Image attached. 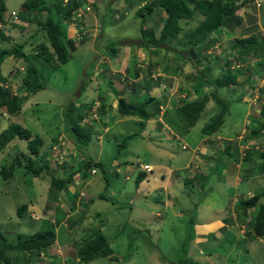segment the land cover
<instances>
[{
  "label": "rangeland",
  "instance_id": "1",
  "mask_svg": "<svg viewBox=\"0 0 264 264\" xmlns=\"http://www.w3.org/2000/svg\"><path fill=\"white\" fill-rule=\"evenodd\" d=\"M24 1L5 0L6 15H10L11 11L20 12ZM128 1V4L125 3ZM146 1L120 0L117 4V0H107L106 7H99L104 4L99 5L98 1L96 11L83 6L82 10L87 14H91L92 10L95 14L98 12L97 18L86 19V14L83 16L82 12L81 17L77 16V21L68 22L67 31L68 27L77 29L76 33H69L76 43L75 51L70 55L69 61L56 70L37 56L40 51L38 46L41 43L49 46V43L44 38L43 31L29 36L30 33L33 34L36 25L15 20L19 25L12 26V30L0 29V49L25 42L23 52L37 66L45 86L43 90L29 95L28 99L24 100L22 110L17 116H7L0 108V132L11 123H17L29 129L33 135L40 136L44 140L40 152L45 153L52 170L58 168L57 175L62 179L63 170L58 165H65L67 160L69 168H66L64 173H78L82 164L79 166L76 161H79L80 156L84 157L78 156L74 145L64 134V113L71 104H80L81 109L83 106H90V110L83 109V125L91 128L93 132L84 155L101 162L104 168V171L96 169L95 176H92L94 174L90 169L83 170L81 175L76 174L78 179L81 176L83 181L75 180L74 183L73 180L72 184H67V194L50 188L47 174L26 177L21 169H18L11 179L0 181V233L8 241L14 242L19 235L26 238L35 232L52 228L55 229L56 235L55 243L46 252H42L40 258L30 259L10 252L12 264H72L75 260L71 258V253L77 250L76 243L95 232L103 234L113 255L108 258H96L88 264H264V238H255L248 223L252 219L253 211L249 210L247 221L242 222V211L238 205V201L264 192V173L257 171L261 162L259 150L264 149V134L256 139L249 135L250 129L257 125L251 119L262 121L259 119V112L264 104V69L261 70L260 66L264 57L246 58L252 59L251 64L248 68L241 69L243 66L240 63L239 70L243 71L237 75V85L217 91L218 96L229 103V112L220 131L209 139L203 136L200 130L219 111L214 100L207 103L201 121L189 134L183 138L177 135L176 140L172 142L163 136L168 134L172 138L171 135L176 132L174 123L171 125L166 119L163 120L164 116L162 118L161 114L150 122L138 117L132 118L134 122H125V118L115 112L118 88L122 90L123 87L125 89L133 86L135 91L148 93L154 87L158 94L175 91L174 94H168L165 105H161V112L178 106V101L172 99L170 104L169 99L177 97L182 86L186 88L181 93L185 96L184 101L199 98L193 95L196 90L199 96L212 92V87H198L195 82L193 87L189 86L185 77L196 79L200 73L213 79L221 76L225 59L234 60L237 57L235 50L231 48L235 39L257 36L263 44L264 3L259 30H253L259 20H247V11L244 15L238 14V10L243 7L250 9L248 2L234 14L236 18L247 20L239 23L238 34L237 29L232 34L235 28L231 25L228 27L227 21L225 27L228 28L225 33L228 34H223L222 29L221 33H212L203 42H212L213 45L218 43L217 45L205 52L197 49L198 53L193 50L186 52L184 48L186 55L177 63L180 67L176 69L175 55L168 54L169 57L163 58V51L155 52L153 49L154 51L149 53L136 49V45L142 43L141 26L152 28L156 31V36H159L166 18L160 8H156L144 21L136 18L134 12L145 5ZM243 1L245 0H237L236 4L239 5ZM131 4L136 5L133 8ZM86 8H89L88 11ZM109 10H116L126 16L121 19L120 14L110 13ZM161 18L163 20L159 22ZM202 19L201 15L196 14L188 21H180L183 28L178 36L180 46L185 40L184 34L192 31ZM85 20L89 29L78 34L80 25L84 24ZM19 26L24 28L20 29ZM176 44L174 40L172 46L176 47ZM111 50H115L118 56L113 55ZM159 56L162 57V64L166 59L173 78L179 82L178 86L174 85L173 89L168 91L164 86L167 84L171 88L173 79L168 78L164 83L163 79L160 81ZM237 64L233 61V70ZM121 65L130 66V72L122 79H115L120 83L117 86L113 84L111 75L117 71L125 73L118 70ZM26 66L27 63L23 59L14 56L4 59L1 63L0 79H5L3 85L10 95L16 93L15 95L22 98L28 94L20 88ZM148 66H156L153 70H157L156 74L149 75ZM97 72H104L107 76L104 73L98 75ZM248 73L253 75V79L246 83ZM119 95L132 103L148 99L147 95L141 98ZM159 123L163 128H159ZM110 125H113L111 130L108 129ZM120 132H126V135L134 133L136 136L127 139V147L120 148L119 155H116L114 139ZM118 140L121 142L122 139ZM208 140H214L215 143L212 144ZM16 144L18 147L14 149ZM227 146L231 152L230 157L223 155ZM25 148L26 143L23 141L10 143L0 154V167L8 163L17 151H26ZM56 153H61V156H54ZM74 155L77 157L73 158ZM218 156L223 157L217 162ZM121 161L127 163L123 165L125 168L117 171L118 176L112 165L121 164ZM139 172L145 176L135 187ZM105 179L111 181L107 189ZM87 180H90L88 185L85 184ZM186 180L192 182L185 185ZM68 192L79 193V198L84 195L86 197L88 193V206L81 209L76 204L75 209L79 208L74 212L72 204L76 200L73 193ZM99 193L113 199L101 200ZM22 206L26 208L19 216L17 210ZM64 206L67 207L68 214H71L66 223L63 222L65 216L62 214ZM231 218L233 225L227 222L231 221ZM209 246L211 250H208Z\"/></svg>",
  "mask_w": 264,
  "mask_h": 264
},
{
  "label": "trees",
  "instance_id": "2",
  "mask_svg": "<svg viewBox=\"0 0 264 264\" xmlns=\"http://www.w3.org/2000/svg\"><path fill=\"white\" fill-rule=\"evenodd\" d=\"M236 1L237 0H147L145 5L137 8L134 12L136 18L144 21L152 15L156 8L163 10L166 18L163 21L159 36L155 35L154 30L141 26L140 33L142 43L139 46L145 49H154L155 52L160 49L159 46L161 45H167L168 47L172 46L173 41L179 39V33L183 29L180 26V21H188L198 14L201 15L203 19L192 31L184 34L185 40L181 42V46L185 45L184 48H186V52H192L196 47L203 45V42L210 37L212 33L219 31L228 20L233 18L236 11L242 5L248 3L247 0H245L243 3L237 5ZM86 4V0H25L21 4V10L17 13L18 20L21 23L36 25L33 34L30 33L29 36L36 35L40 31L44 32V38L48 40L49 46L41 43L38 46L40 51L37 53V56L41 57L44 63L49 64L53 70L58 69L61 65H65L69 61L70 55L75 51L76 43L74 39L68 37L67 23L72 21L78 13L80 15L79 17H81L82 14L80 13L83 12L82 8ZM125 16L126 15L122 14L120 18L123 19ZM0 23L4 27H8L7 29L9 30H12V26L19 25L12 22L10 15H6L5 0H0ZM19 28L23 29L24 27L19 26ZM259 39L260 38L257 36L235 39L231 48L235 50L237 57H235L234 60H229L230 58H228V60L225 59L224 72L221 76L213 79L202 73L198 74L194 80L195 83L198 84V87L204 85L212 87V92L203 93L201 96L197 93L196 95L199 98L196 100L180 101L175 109L165 110L162 113V108L160 107L161 105H165V100L160 101L153 97H148V99L142 102L132 103L126 101L124 97H119L117 99L116 112L119 116L138 117L145 122L151 121L161 114L162 118L164 116L163 120L166 119L171 125L174 123L173 128L176 129V132H174L172 136L176 137L179 135L180 138H183V136L189 134L192 128L201 121L207 103L210 100H214L218 104L219 111L203 125L200 132L203 136L207 137L216 135L224 125L225 116L229 112V103L220 98L217 91L223 88L230 89L237 85V75L242 73L243 70L239 69L243 67L233 70L234 68H231L233 61L243 64L249 56L260 58L261 54H264V43L261 44ZM24 43L25 42L17 44L11 48L0 49V65L4 59L11 56L17 59H23L27 63L25 73L21 78L22 83L20 86L22 91L24 90L28 93L24 97H18L15 95L16 93L10 95L9 90L3 85L5 79H0V108L7 116H17L22 110L24 100L28 99L29 95H34L45 88L37 66L23 52ZM111 53L113 55H118L115 50H111ZM261 61L262 66H260V68L263 69L264 61ZM151 72L152 70L148 71L149 75H151ZM100 74H102V72H99L98 75ZM251 79H253V75L248 73L246 83ZM68 107L70 108H67V111L64 113V134L67 140L74 145L78 156L82 155L85 157L80 156L83 159V163L78 169V173L81 175L83 170L89 169H102L104 171L101 162L91 160L84 155L93 134L91 128L83 125L87 107L83 106L85 111L81 109L80 104L79 106L71 104ZM87 109L90 110L89 107ZM211 112L214 113L212 108ZM259 116V119H262V121H254V119H251L257 125L250 129L249 135L255 139L264 134V104L260 107ZM158 126L159 128H163L161 123H159ZM135 136L136 134L134 133L126 135L121 142L116 145L117 152L120 148H126L127 139H131ZM16 140L26 143V151H17L8 163L0 167V181H8L13 177L16 170L21 169L23 176L26 177H39L47 174V176H49L48 181L50 188L59 193L65 190L67 184H72L73 177L78 173H75V171L69 172V174L64 173V170L69 168L66 164L67 160L65 161V165H58L63 170L62 173L64 177L61 179L57 175L59 172V170H57L58 168L52 170L49 166L47 156L45 153L40 152L44 140L38 135H33L29 129L24 128L20 124L11 123L6 129L0 132V154L3 153L10 143H14ZM209 141L212 144L215 143L214 140ZM17 147L18 144H16L14 149H17ZM246 150H248V148ZM259 151V159L261 162L258 165L257 171L262 174L264 173V149ZM223 152V155H226V157L231 156L228 146ZM61 153H58V156H61ZM222 157L223 156H218L217 162L220 161ZM115 174L118 175L117 172H115ZM144 176V173H138L135 179V187L144 179ZM190 182L192 181L186 180L185 185ZM110 183L111 181L105 179V189L109 187ZM77 196L78 194L76 193L75 198ZM98 197L101 200H111L110 197H106L103 193H100ZM262 197L264 198V192L238 201L239 208H241L242 211V222L247 221L249 216L247 213L249 210L253 211V215H251L252 219H250L248 223L251 225L252 235L260 239L264 238V201L261 202ZM82 198L83 197L79 198L80 204L83 203ZM84 205L87 206L88 203H84ZM25 208V206L18 208L17 214L21 216ZM62 210V214L64 216L67 215L64 222H67V219H69L71 215L68 214L67 210ZM227 222L233 225L232 218L231 221ZM51 225L53 226V224ZM54 231L55 229L53 230L52 228L51 230L43 232H35L26 238L19 235L14 242L8 241L7 238L0 233V264H12V259L9 255L10 252L27 256L30 259L34 257L40 258L42 252H46V250L55 243L56 235ZM76 245H78V248L75 252L71 253V258H74L75 261L78 260L79 264H88L96 258H108L113 255L112 249L109 247L101 232H95L92 235L89 234L85 239L81 238L80 243H76ZM75 261L73 263H75ZM179 264L185 263L181 262ZM191 264L195 263L193 262Z\"/></svg>",
  "mask_w": 264,
  "mask_h": 264
},
{
  "label": "crops",
  "instance_id": "3",
  "mask_svg": "<svg viewBox=\"0 0 264 264\" xmlns=\"http://www.w3.org/2000/svg\"><path fill=\"white\" fill-rule=\"evenodd\" d=\"M98 1H99V5L100 4H104V5H100L99 7H106L107 5H105V3H107V0H86V2H87V4L85 5V7H91L92 9H95V11H96V5H98ZM106 1V2H105ZM119 1L120 0H117V4L119 3ZM135 1H137V0H135ZM143 1V0H142ZM130 1H128V2H125V3H129ZM139 2V1H138ZM147 2V1H146ZM145 2V3H146ZM247 2H250V9L249 8H246V7H243V8H241L240 10H238V14H241V15H244L245 14V12L247 11V13H248V17H247V20H259V22L258 23H256V26H254V28H253V30H259L261 27H260V22H261V20H260V15L262 14V11H261V9H262V7H263V3H264V0H247ZM97 3V4H96ZM141 3V2H140ZM247 4V3H246ZM132 5V7L134 8V6L136 5H133V4H131ZM87 9V8H86ZM11 12H14V11H11ZM109 12L110 13H117V14H120L121 15V12H116V10H112V11H110L109 10ZM86 14V16L84 17V18H86V19H93V18H97V14H98V12H97V14H95V12L92 10V13L91 14H87L86 12H83V16ZM263 15V14H262ZM199 16V15H198ZM111 21H112V18L110 19ZM162 18L161 19H159V22H162ZM245 18L243 19H240V18H236L235 17V15H234V17L233 18H231L230 20H228L229 22H228V27L231 25V26H234V28H235V31L233 30H229V31H232V34H234V32H236V29H237V34L239 33V31H238V26H239V23L240 22H245ZM246 20V21H247ZM73 23L75 22V21H77L76 19L74 20V18H73ZM71 21V22H72ZM200 21V20H199ZM256 21V22H257ZM113 22V21H112ZM84 24H81L80 25V31L78 32V34H82V31H84V30H87V29H89L88 28V26H87V22H86V20H85V22H83ZM113 24H114V22H113ZM263 25V24H262ZM68 26H69V23H68ZM230 26V27H231ZM264 26V25H263ZM228 27H225V25L223 26V28H220L219 29V31H216V32H214L213 34L214 35H216V34H219V33H221L222 32V29H223V34H228V33H225V30H227V28ZM150 29H152V28H150ZM76 33L77 32V29L76 28H70V27H68V31H67V33H68V37L69 38H71V39H73V37L72 36H70V34L69 33ZM243 32V31H242ZM241 32V33H242ZM155 35H156V31H155ZM211 36V35H210ZM175 43H177L176 44V47L175 46H170V47H168L167 45H161V48L159 49V51H163V52H165L164 53V55H163V58H165V57H169L168 56V54H171V55H175V58H176V61H175V63H176V69H177V67H180V64H177V63H180V61L182 60V58L186 55V52L184 51V47H185V45H183V46H180V44H179V42H178V39L177 40H175ZM207 42H205L203 45H201V46H205V48H199V47H201V46H198V47H196L194 50H193V52H197L198 53V51L199 50H201V51H203V52H205L207 49H209V48H211L212 46H214V45H217L218 43H216V44H212V42H211V44H206ZM208 43H209V41H208ZM177 45H178V47H177ZM136 49L138 50V51H141L142 49L143 50H145V51H149V53H152L151 51H152V49H145V48H142V47H140L139 45H136ZM164 47V48H163ZM175 47V48H174ZM198 49V51H196ZM175 53V54H174ZM125 54V53H124ZM116 56H118V55H116ZM161 56H159V58H160ZM162 58V57H161ZM160 58V61H159V64L161 63V61H162V59ZM186 58H188V57H186ZM188 60V59H187ZM251 60L252 59H247L246 60V62L245 63H243L242 64V66H243V68L242 69H244V68H248L249 66H250V64H251ZM119 62H120V59H119ZM164 62L165 63H161L160 64V67L158 66V65H156V66H158L159 67V72H160V74H159V77H160V81H162V79L164 80V81H162V83H164L165 82V80L166 79H173V82H172V86H171V88L166 84L164 87H165V89H166V91H168V90H171V89H173V86L175 85V87L176 86H178L179 85V82H178V80L176 79V78H173V74L170 72V70H171V68H169L170 66H169V64L167 63V61H166V59L164 60ZM185 64V63H184ZM156 66H154L152 69L148 66V71L149 70H152V72H151V75L152 74H156V72H157V70H155L154 72H153V70H154V68H156ZM184 66V65H183ZM128 67H130V66H119V68H118V70H122V71H124L125 73H123V72H121V71H117L116 73H114V74H112L111 75V78L114 80L113 81V84L115 83L117 86L118 85H120V83L119 82H117V81H115V79H117V78H120V79H122V78H124L130 71H129V68ZM185 68V67H184ZM263 69H264V67H263ZM263 69H261V70H263ZM98 74H99V72H97ZM102 73H104V72H102ZM186 73V72H185ZM106 76H107V74L106 73H104ZM137 75V74H136ZM182 75H184V73H182ZM124 76V77H123ZM179 77V76H178ZM186 79L185 80H187V81H189L188 82V85L189 86H191V87H193V85L195 84L194 82V80L195 79H188L187 77H185ZM103 82H104V80H103ZM163 85V84H162ZM188 86V88H190ZM256 88V87H255ZM121 89V88H120ZM152 89V90H151ZM150 89V92H148V93H141V91L139 90H136L135 91V88L133 87V86H131L130 88H125L124 89V87L122 88V90H119V88H118V90H117V92L119 91V93H117V95H116V97H117V99L119 98V97H123V96H120L119 94H124L125 96H127V95H132V98L133 97H135V98H141V97H145V95H147L148 97H153V98H155L156 100H159L160 99V101H162V99H164L165 100V102L168 100H166V98L168 97V94L169 95H171V94H174L175 93V91H171V93H167V92H165L164 94H158V91L153 87V88H151ZM186 88L184 87V86H182V88H181V90H180V88H179V91H178V93H177V97L179 98V99H177V97H171L170 99H169V101H170V104H172V99H174V100H176V101H178V102H180V101H183V99H184V96L181 94L182 92H184V90H185ZM197 91V90H196ZM157 94V96H156V94ZM198 93V91L197 92H193V95H196ZM197 96V95H196ZM195 96V97H196ZM181 97V98H180ZM125 98V97H124ZM117 99H116V105H117ZM127 98H125V100H126ZM163 100V101H164ZM191 100H192V98H191ZM169 104V103H168ZM90 108V106H87V108ZM117 107V106H116ZM167 107V106H166ZM165 107V108H166ZM160 108H162V106L160 107ZM171 110H173V109H171ZM250 109H248V111H249ZM92 111H94V110H92ZM115 112H116V110H115ZM117 113V112H116ZM162 113V112H161ZM248 113V112H247ZM117 115H118V113H117ZM106 116V115H105ZM119 116V115H118ZM120 117H123V116H120ZM125 118V122H134V120L132 119L133 117H124ZM147 122H150V121H147ZM113 127V125H110L109 126V128L108 129H110L111 130V128ZM127 131V130H126ZM126 135V132H120L119 133V135L116 137V139H114V141H116V145L120 142V140H118V139H123V137ZM172 136V135H171ZM164 138H167V140H169V142H172V141H175L176 140V137H173L172 136V138L170 137V135H168V134H165V136H163ZM162 137V138H163ZM163 138V139H164ZM210 137H208V139H209ZM119 141V142H118ZM209 141V140H208ZM210 142V141H209ZM211 143V142H210ZM255 145V144H254ZM127 147V146H126ZM77 152V151H76ZM115 154L116 155H119V153L117 152V150H116V147H115ZM207 154V156L210 158L211 157V155H209V153H206ZM56 155H58V153H56V154H54V156H56ZM75 157H77V155H74L73 156V158H75ZM115 158H117L116 156H115ZM83 159L80 157V159H79V161H76V163L77 164H79V166H80V164H82V161ZM127 162L126 161H121V164H113L112 166L113 167H115V170H116V172L119 170V169H123V168H125L123 165H125ZM90 173V172H89ZM96 173H97V171H96ZM96 173L94 174V175H92V176H95L96 175ZM118 173V172H117ZM90 175H91V173H90ZM119 176V175H118ZM81 179V180H80ZM80 179H78V177H77V175H75L74 177H73V180H74V183H75V180H79L80 182H82L83 181V179L82 178H80ZM86 185H88V184H90V180H87V183H85ZM84 184V185H85ZM86 185H85V187H86ZM66 194H67V192L65 191V190H63ZM71 193H73V192H68V194H71ZM75 194L76 193H73V195H74V199L76 200L73 204H72V210L74 211V212H76L75 210L76 209H78L79 207L78 206H80V208L81 209H85L87 206L86 205H84V203L85 204H87V203H89L88 202V200L86 199V198H90V196L88 195V193H87V196L85 197V195L84 196H82L83 198V203L82 204H80V200L78 199L79 197V193H77L78 194V196L75 198ZM100 194V193H99ZM113 196V195H112ZM110 198H112L113 199V197H110ZM172 199V198H171ZM79 200V201H78ZM76 204H78V206H76V207H78V208H76L75 209V205ZM233 205H235V203L233 204ZM233 208V206L231 207V209ZM62 209H67V207H62ZM231 212V211H230ZM71 215V214H70ZM66 216L67 215H65V218H66ZM64 220L65 219H63V222H64ZM64 223H66V221L64 222ZM54 225V224H53ZM231 234V233H230ZM227 237V236H226ZM225 237V238H226ZM218 239H216V241H217ZM227 242V241H226ZM208 250H211V246H209L208 247ZM41 256H42V254H41Z\"/></svg>",
  "mask_w": 264,
  "mask_h": 264
},
{
  "label": "built area",
  "instance_id": "4",
  "mask_svg": "<svg viewBox=\"0 0 264 264\" xmlns=\"http://www.w3.org/2000/svg\"><path fill=\"white\" fill-rule=\"evenodd\" d=\"M87 10H88V8H87ZM77 16H78V17L80 16L79 13H78ZM10 17L12 18V22H14L15 20H18V16H17V13H16V12H11V13H10ZM7 28H8V27H4V26L0 23V29H4V31H5V30H7ZM236 67L238 68V65H237ZM91 173L94 174V173H95V170L92 169V170H91ZM73 264H79V263H78V260L75 261V263H73Z\"/></svg>",
  "mask_w": 264,
  "mask_h": 264
},
{
  "label": "clouds",
  "instance_id": "5",
  "mask_svg": "<svg viewBox=\"0 0 264 264\" xmlns=\"http://www.w3.org/2000/svg\"><path fill=\"white\" fill-rule=\"evenodd\" d=\"M88 9H89V8H88ZM86 10H87V9H86ZM87 11H88V10H87ZM76 18H77V16L74 17V19H76ZM221 28H223V26H222ZM261 57H264V56H261ZM237 65H238V68L241 66L240 63H238ZM237 65H236V66H237ZM236 66H235V67H236ZM231 68H234V66H232ZM236 68H237V67H236ZM184 98H185V96H184ZM91 170H92V169H91ZM91 170H90V172H91ZM95 173H96V170H95ZM95 173H94V174H95Z\"/></svg>",
  "mask_w": 264,
  "mask_h": 264
}]
</instances>
